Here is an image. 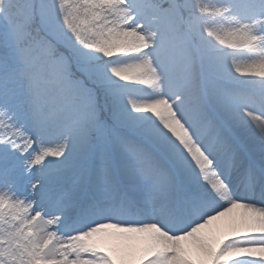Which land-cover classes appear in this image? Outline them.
<instances>
[{
  "label": "snow or ice",
  "instance_id": "obj_1",
  "mask_svg": "<svg viewBox=\"0 0 264 264\" xmlns=\"http://www.w3.org/2000/svg\"><path fill=\"white\" fill-rule=\"evenodd\" d=\"M0 264H264V0H0Z\"/></svg>",
  "mask_w": 264,
  "mask_h": 264
}]
</instances>
